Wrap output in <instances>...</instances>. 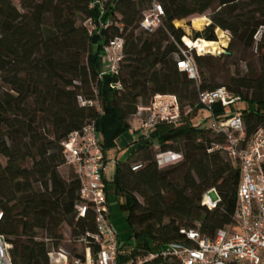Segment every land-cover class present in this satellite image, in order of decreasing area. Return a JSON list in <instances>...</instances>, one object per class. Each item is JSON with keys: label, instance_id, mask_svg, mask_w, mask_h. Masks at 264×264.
<instances>
[{"label": "trees", "instance_id": "1", "mask_svg": "<svg viewBox=\"0 0 264 264\" xmlns=\"http://www.w3.org/2000/svg\"><path fill=\"white\" fill-rule=\"evenodd\" d=\"M92 1L0 0V235L10 245L12 264H50L49 253L62 247L64 225L72 228L73 237L96 231L93 212L77 219L80 182L74 174L66 180L59 170L65 165L61 143L87 122L96 121L108 157L116 140L132 129L129 119L139 105H149L156 95L176 96L185 121L180 127L158 125L151 140H141L133 156L117 164L112 181L105 180L113 223V207L124 215L120 246L131 250L120 264L185 242L182 231L213 238L234 223L240 167L221 152H209L225 138L208 128L206 110L194 121L202 109L196 107L200 92L226 87L239 96L235 106L217 107L216 113L219 118L241 113L247 139L264 125V0H158L166 16L152 34L138 30L143 3L114 0L107 4L106 18L117 14L123 29L114 26L90 36L78 22L97 17L98 9L89 10ZM204 16L211 25L195 40L216 42L217 29L230 31L228 59L240 47L255 48L254 37L261 34V70L255 76L214 83L202 70L212 55L194 56L200 86L177 68L185 32L175 22L190 25ZM117 35L126 41L120 73L100 81L103 46ZM112 82H120L122 89L111 90ZM80 97L98 98L101 112L82 107ZM185 107L192 113L184 116ZM154 147L180 153L183 160L160 168ZM139 164L142 168L133 171ZM212 188L221 203L209 211L201 201Z\"/></svg>", "mask_w": 264, "mask_h": 264}, {"label": "built area", "instance_id": "2", "mask_svg": "<svg viewBox=\"0 0 264 264\" xmlns=\"http://www.w3.org/2000/svg\"><path fill=\"white\" fill-rule=\"evenodd\" d=\"M114 0H93L89 10L97 11V17L85 18L82 25L90 36L101 31H110L114 26L119 30L123 24L115 20L117 14L106 18L107 4ZM143 3L145 8L138 22V30L152 34L163 26L165 9L158 0H134ZM195 20L192 22L194 23ZM205 27L211 22L207 20ZM198 31L196 28H194ZM220 30V29H217ZM216 30V35H217ZM222 38L217 35L221 51H226L232 40L230 31H223ZM220 40V41H219ZM196 41V40H195ZM185 43V42H184ZM196 43V42H195ZM181 50L177 68L185 72L192 80L199 79L197 64L193 52L197 55H215L211 51H199L187 45ZM125 38L117 35L110 38L103 46L100 55L99 80L108 76H118L125 58ZM113 91L122 89L120 82L109 85ZM98 95V91L95 90ZM241 98L226 87L199 93L196 107L210 114L207 126L217 136L225 138L224 144H215L209 152L218 151L234 165H239L241 176L238 186L234 223L219 230L213 238L204 236L197 230L182 231L185 242H172L164 248L140 255L125 264H264V125L247 139L243 115L235 113L226 118H219L216 108L229 110ZM82 107H97L101 112L98 98L86 101L79 98ZM192 113V109L185 116ZM140 120L139 132L148 134L160 124L179 127L183 115L179 100L174 95H156L147 106H140L136 115ZM65 165L68 166L80 182V200L75 206L77 219L86 218L88 212L94 213L96 231L87 232L79 242L82 250L59 248L49 253L50 264H120L121 256L131 253L120 246V232L112 221L107 198L104 172L107 155L97 130L95 120L87 122L80 130L72 132L62 143ZM159 149V148H158ZM183 155L172 151L157 153L160 168L179 163ZM142 168L135 165L133 171ZM221 197L215 188L204 193L201 205L209 211L217 209ZM3 217L0 212V221ZM95 247L98 248L95 251ZM10 245L0 235V264H12L9 256Z\"/></svg>", "mask_w": 264, "mask_h": 264}, {"label": "rangeland", "instance_id": "3", "mask_svg": "<svg viewBox=\"0 0 264 264\" xmlns=\"http://www.w3.org/2000/svg\"><path fill=\"white\" fill-rule=\"evenodd\" d=\"M209 17V16H208ZM204 16L205 20L210 21V19ZM202 18H199L197 20H200ZM196 21V20H195ZM83 20L80 19L78 24L82 25ZM207 22V21H206ZM177 26L182 27V29L185 32V37L191 39L192 41H195L196 39V33H203L207 27L206 25L203 26L200 30L196 31L193 28V23L188 25V23L184 21L175 22ZM206 24V23H205ZM195 27L197 29V25L195 24ZM219 30H217V35H219ZM216 35V36H217ZM184 37V38H185ZM261 34L257 33V35L254 37L255 42V48L248 49L244 47H240L238 50H235L234 55L231 58H226L225 56L229 55V53L226 51L219 50L215 55H212V59L209 58L207 61L203 62V68L208 76H211L215 79L214 83L217 84H225L228 83L229 80L232 77H244V76H255L256 72H259L261 70L260 61L257 54V44L260 40ZM184 38L182 39L183 46H180V49L185 50L187 46L184 43ZM218 39V38H217ZM204 41H209L206 39H201ZM220 41V40H219ZM217 42V41H216ZM220 43V42H218ZM230 45L227 49H229ZM194 56L197 55L196 52L192 53ZM198 73H199V79L197 80L198 85L200 86L202 84V78H201V68L197 64ZM249 95H252V92H249ZM143 106L142 104L139 105ZM190 108L185 107L184 108V116L186 112L189 111ZM138 111V109H137ZM206 111L204 109H201L198 112V115L194 116V121H200L204 116H206ZM129 122L131 126H140V120L137 116H133L129 119ZM185 121H182V124H184ZM180 125V126H181ZM179 126V127H180ZM153 130V135H155L156 129ZM145 140L149 141L151 140V137H149L147 134L143 132L136 133L134 132V129L132 128L130 131L122 134L117 140H116V146L110 152L108 156V162H107V169L105 171V176L107 178V181H112L114 178L116 167L118 163H124L127 162L134 154V152L138 149V146L140 145V141ZM159 151L158 148H153V154H157ZM61 175L68 180L70 176L73 174L72 170L66 166L63 165L60 169ZM138 199L141 203H144V200L138 196ZM114 206H116L114 204ZM166 220L165 222H167ZM62 234L64 235V241L62 243V247L66 248L68 250H82L83 245L79 242L82 237H73L72 235V228L68 225H64L62 228ZM41 238H45V236L41 233ZM129 247V246H128ZM125 250L128 249L127 247L124 248Z\"/></svg>", "mask_w": 264, "mask_h": 264}, {"label": "bare ground", "instance_id": "4", "mask_svg": "<svg viewBox=\"0 0 264 264\" xmlns=\"http://www.w3.org/2000/svg\"><path fill=\"white\" fill-rule=\"evenodd\" d=\"M207 20L205 19H201V20H197L193 23V28L195 27V24L197 25V30L203 28V26L205 25ZM219 36L220 38H222V32L219 30ZM184 42L189 45L192 48H197L199 51H205V52H213V53H217L220 49L219 44L217 42H208V41H204L201 39H198L196 41H192L191 39L185 37L184 38ZM196 42V43H195Z\"/></svg>", "mask_w": 264, "mask_h": 264}, {"label": "crops", "instance_id": "5", "mask_svg": "<svg viewBox=\"0 0 264 264\" xmlns=\"http://www.w3.org/2000/svg\"><path fill=\"white\" fill-rule=\"evenodd\" d=\"M132 128L134 129V132H138L139 133V131L137 130L138 127H136L134 125V126H132ZM147 135L149 137L153 136V130H151ZM107 162H108V159H107ZM106 169H107V165H106ZM104 179L107 180V178L105 176V172H104ZM113 219H114V224H115V226L117 227L118 230H119V228L124 227V223H125L124 215L120 212V210L117 207H113Z\"/></svg>", "mask_w": 264, "mask_h": 264}]
</instances>
